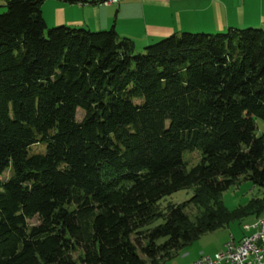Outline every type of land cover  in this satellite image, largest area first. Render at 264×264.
Returning a JSON list of instances; mask_svg holds the SVG:
<instances>
[{
    "label": "trees",
    "instance_id": "1",
    "mask_svg": "<svg viewBox=\"0 0 264 264\" xmlns=\"http://www.w3.org/2000/svg\"><path fill=\"white\" fill-rule=\"evenodd\" d=\"M42 1L0 12V264H157L263 211L264 194L219 199L240 177L264 188L262 28L179 31L136 50L113 27L46 26ZM185 149L199 152L188 168Z\"/></svg>",
    "mask_w": 264,
    "mask_h": 264
},
{
    "label": "crops",
    "instance_id": "2",
    "mask_svg": "<svg viewBox=\"0 0 264 264\" xmlns=\"http://www.w3.org/2000/svg\"><path fill=\"white\" fill-rule=\"evenodd\" d=\"M2 4L0 0V9ZM40 11L47 26L66 24L90 30L113 27L120 36L128 37L136 50L179 31L216 32L246 26L264 30V0H120L117 3L43 0ZM253 218L251 215L235 220L236 223L228 222L211 249L191 248L188 243L157 264H195L199 253L211 255L227 238L238 240L244 232L241 227L246 225V230H253V222L241 225Z\"/></svg>",
    "mask_w": 264,
    "mask_h": 264
},
{
    "label": "rangeland",
    "instance_id": "3",
    "mask_svg": "<svg viewBox=\"0 0 264 264\" xmlns=\"http://www.w3.org/2000/svg\"><path fill=\"white\" fill-rule=\"evenodd\" d=\"M4 9L2 7L0 9V12ZM47 26V25H46ZM52 26V25H50ZM82 115V111L80 109L76 110L75 117L77 119L80 118ZM255 122V133H263L264 134V120L256 117L254 118ZM44 150V143L39 142V143H33L29 146L28 152H42ZM182 159L185 161L186 167L188 168L190 165L194 164L198 158H199V152L196 149L188 150L185 149L181 152ZM8 175V171H4L3 174L1 175L2 178L6 177ZM192 194V186L188 187H183L179 188L169 194L163 195L159 200H158V206L161 209H164V206L167 203H176L181 200L187 199L190 195ZM264 194V188L261 186H257L251 183L250 180L246 178L240 177L237 179L234 183L228 185L225 189H223L219 195V199L221 200L222 204L224 207L227 209H231L236 207L237 205L243 204L246 200H248L251 197H260ZM185 212L189 215L192 216V214L195 211V207L191 204H187L184 208ZM264 211V209H263ZM263 213V212H261ZM260 213L254 216L253 221L251 222H243L241 225L244 223H254L256 218L258 217ZM264 214V213H263ZM37 219L36 217H31L28 219L29 223H34L36 222ZM159 220L154 221V223L158 222ZM231 222V221H230ZM233 223H236L235 220H232ZM252 223V224H253ZM223 227V226H222ZM222 227H217L213 230H208L203 233H201L197 238L192 240L189 244H191V248H202L204 246L205 250L213 248L222 232L223 228ZM187 245V244H186ZM204 248L202 250H204Z\"/></svg>",
    "mask_w": 264,
    "mask_h": 264
},
{
    "label": "built area",
    "instance_id": "4",
    "mask_svg": "<svg viewBox=\"0 0 264 264\" xmlns=\"http://www.w3.org/2000/svg\"><path fill=\"white\" fill-rule=\"evenodd\" d=\"M98 3H117L120 0H83ZM244 231L238 240L227 238L222 247L211 255L199 253L195 264H264V214L260 213L253 230Z\"/></svg>",
    "mask_w": 264,
    "mask_h": 264
},
{
    "label": "bare ground",
    "instance_id": "5",
    "mask_svg": "<svg viewBox=\"0 0 264 264\" xmlns=\"http://www.w3.org/2000/svg\"><path fill=\"white\" fill-rule=\"evenodd\" d=\"M258 218V217H257Z\"/></svg>",
    "mask_w": 264,
    "mask_h": 264
}]
</instances>
